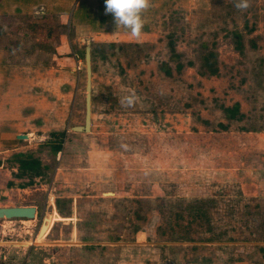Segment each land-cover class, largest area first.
<instances>
[{"label": "rangeland", "instance_id": "1", "mask_svg": "<svg viewBox=\"0 0 264 264\" xmlns=\"http://www.w3.org/2000/svg\"><path fill=\"white\" fill-rule=\"evenodd\" d=\"M4 2L0 46L9 49L11 59L36 51L32 60L45 61L56 39L53 45L36 41L47 29L33 27L35 19L26 13H5ZM237 2L150 0L139 39L114 21L79 30L85 40L76 45L83 53L90 40L95 67L94 134L87 136L99 154L91 158L94 172L99 180H111L112 170L126 169L125 181L144 178L155 185L150 202L116 207L119 220L104 222V236L95 237L102 264L133 259L145 264H264V0H248L245 10H238ZM81 61L77 123L83 125L86 70ZM133 94V105H122ZM235 104L242 117L229 119L225 109ZM45 193L30 200L25 194L28 200L20 204L11 193L0 207L31 202L41 208ZM141 206L145 219L136 215ZM43 219L40 215L25 224L0 220V239L32 242L24 264H51L40 243L51 219ZM120 227L128 231L121 235ZM138 228L148 232L145 242L154 245L149 251L122 246L133 241L131 233ZM83 249L72 250L71 257L90 259L92 249Z\"/></svg>", "mask_w": 264, "mask_h": 264}, {"label": "crops", "instance_id": "2", "mask_svg": "<svg viewBox=\"0 0 264 264\" xmlns=\"http://www.w3.org/2000/svg\"><path fill=\"white\" fill-rule=\"evenodd\" d=\"M4 1L5 13L8 10L18 14L26 13L35 19L30 22L36 23L33 27L38 29L43 26L47 29L45 35L36 41L42 39L47 44L48 41L52 43L56 39V42L54 45L52 43L53 47L48 50V57L43 55L46 57L45 61L40 62L32 60L36 51L20 55L22 60L18 59L20 56L11 59L6 54L9 49L0 46V203L2 198L11 199V193L15 194L20 204L35 198L39 191L46 192L45 205L41 208L31 202L25 204L36 208L34 219L40 215L44 217V221L51 219L50 226L42 233L40 239L41 245L45 246L43 248L49 255L45 262L50 260L51 264H102L101 258L97 257L101 248L95 237L104 236V222L119 220L115 216L116 207L124 208L129 203L135 205L136 202H150V187H155L144 178H141L142 181H130V178L125 181L128 174L126 169H114L111 180H99V173L94 172L97 167L92 164L91 159L99 154L93 152L87 142V136L94 134L92 114L89 134L71 131L72 127L82 126L77 123V119L81 112V60H84L85 49L82 53L76 44L83 38L85 40V37H80L79 30L91 25H101L96 23H111L114 19L102 11L105 9L104 0ZM47 17L53 18L48 21ZM55 28L59 32L53 33ZM61 29L64 32H61ZM6 36H9V33H6ZM92 68L94 101V64ZM85 95L86 91L84 114ZM20 136L26 138L21 139ZM61 140L64 141L61 150L54 152V147ZM24 159L38 161L39 167L20 168L19 161ZM59 177H63V180L58 181ZM73 177L76 179L73 180ZM159 189L161 190V187ZM25 194L30 197L24 198ZM91 204H94V207H91ZM145 212V207L141 206V211L136 215L145 219ZM120 214H125L123 216L126 219L135 220L124 212ZM34 219H20L19 222L25 224L33 222ZM63 227L67 230H63ZM123 228L119 229L122 231L121 235L128 231ZM111 230L110 228L107 232L109 237L113 235ZM146 234L148 232L138 228L131 233L133 241L122 246H138L139 251H149L154 245L145 242ZM30 244L32 242L26 241L24 244L0 239V264H24V255L27 254L28 259L32 254L27 251ZM86 247L92 249L90 259L80 255L71 257L72 250L83 253V248ZM140 260L133 259L126 264H145ZM146 264L166 262L149 261Z\"/></svg>", "mask_w": 264, "mask_h": 264}, {"label": "clouds", "instance_id": "3", "mask_svg": "<svg viewBox=\"0 0 264 264\" xmlns=\"http://www.w3.org/2000/svg\"><path fill=\"white\" fill-rule=\"evenodd\" d=\"M105 14H110L117 26L127 30L130 37L139 39L142 35L144 21L142 13L150 6V0H104ZM238 10L249 7L248 0H239L234 5ZM134 94L126 96L121 100L122 105L132 106Z\"/></svg>", "mask_w": 264, "mask_h": 264}, {"label": "water", "instance_id": "4", "mask_svg": "<svg viewBox=\"0 0 264 264\" xmlns=\"http://www.w3.org/2000/svg\"><path fill=\"white\" fill-rule=\"evenodd\" d=\"M85 70H86V84H85V115L84 124L82 126L72 127L71 131L75 133H89L91 125V92H92V55H91V42L86 39L85 45ZM19 138H26L20 136ZM36 208L33 206L23 207H0V220H12V219H28L35 218ZM43 228V226H42ZM43 233V231H41Z\"/></svg>", "mask_w": 264, "mask_h": 264}, {"label": "trees", "instance_id": "5", "mask_svg": "<svg viewBox=\"0 0 264 264\" xmlns=\"http://www.w3.org/2000/svg\"><path fill=\"white\" fill-rule=\"evenodd\" d=\"M225 112L227 113V117L229 119H237V118L239 119L240 117H242L240 113L239 104H235L233 107L226 108ZM62 142L63 141H60L59 144L56 147H54V152H58L61 150ZM19 166L20 168H24V169H35L39 167V162L30 159H24L19 161Z\"/></svg>", "mask_w": 264, "mask_h": 264}]
</instances>
